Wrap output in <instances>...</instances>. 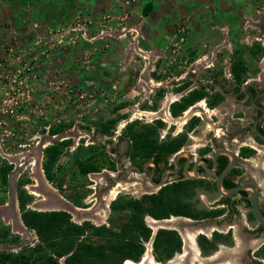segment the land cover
Instances as JSON below:
<instances>
[{
  "label": "crops",
  "instance_id": "obj_1",
  "mask_svg": "<svg viewBox=\"0 0 264 264\" xmlns=\"http://www.w3.org/2000/svg\"><path fill=\"white\" fill-rule=\"evenodd\" d=\"M68 1L72 10L88 14L93 20L86 37L87 43H82V49H79V46L76 47V52L78 54L83 52L86 45L94 47L101 42L107 45L106 49L98 51L94 57L95 65L102 68H96L97 79L95 76L89 77L87 74L75 73V83L85 89L92 85L91 88L94 90V88L107 87L103 81L108 83L118 78L120 101L124 104L135 101L139 105V109H136L139 117H144L148 121L159 120L165 123V128L161 129L163 133L161 136L171 133L173 137L181 133L191 119H198L195 128L191 133H187V139L192 138L194 144L188 147L185 142L181 147L184 150L192 148V150H186L195 152L203 146L209 131L218 137L223 146L234 147L237 150L236 142L239 141L243 143L242 145L252 148L254 153L243 155L244 161L239 165L249 179L255 180L261 186L264 197V142L259 141L249 132L244 135V139L235 137L234 132L252 121L251 112H246L242 100H239L237 87L245 86L246 82H257L259 88L264 86V2L258 0H135L132 4L131 16L121 26L116 22L101 23L100 19L103 13H118L121 0ZM66 13L69 15V11ZM184 19L188 25L187 39L178 51L177 60H185L186 65L179 67L178 62L173 60L175 56L171 53L170 46L177 24ZM63 52H60V62H64L63 58L69 55L68 51ZM52 68L50 76L56 72V68ZM238 69L242 72L239 77L234 71ZM104 71L109 76L102 75ZM199 91L206 93V96L190 101ZM217 99L220 101L214 105ZM209 101L213 102L212 106L209 105ZM182 104L187 107L181 113H176ZM262 104L264 105V100ZM77 127L74 125L54 133L52 131L56 129V126L53 125L48 133L44 132V135L55 136V142L64 139H71V144L75 140L76 144L79 142L82 149L77 151V157L85 160L92 156L94 161L102 166L98 172L85 174L89 178L91 174L98 175L102 172H108V175L112 176L119 166L116 161L122 158V161L126 162L127 155L133 154L132 141L127 130L123 136L115 138L101 130L94 131L83 124ZM197 129H202V132L196 140V135L192 134ZM81 138L84 139L83 142H80ZM51 143L53 141H50ZM71 149L72 147L69 151ZM90 149H92L91 153ZM87 150L89 154H86ZM140 160L141 158L136 159V161ZM50 191L73 204L54 189ZM43 201L39 199L37 202L45 203V207L38 210H50L46 209L48 208L46 205L50 204L51 200L46 198ZM88 208L93 209V204ZM95 213L91 216H96ZM1 215L5 221H13L14 228H27L21 219L17 199L9 203L5 202L0 208ZM72 215L77 219L81 218L75 214ZM176 221L179 220L173 218L167 222ZM160 223L162 222L147 218V224L153 230ZM181 233L186 242L183 251L185 252L195 245V243H188V240L194 241V233L187 235L182 231ZM218 254L220 253L217 252L205 259L218 258ZM197 258L202 257L197 256L195 259ZM131 264L136 263L131 262Z\"/></svg>",
  "mask_w": 264,
  "mask_h": 264
},
{
  "label": "rangeland",
  "instance_id": "obj_2",
  "mask_svg": "<svg viewBox=\"0 0 264 264\" xmlns=\"http://www.w3.org/2000/svg\"><path fill=\"white\" fill-rule=\"evenodd\" d=\"M71 10L68 0H0V55H6L7 60L15 63L22 62L24 64L25 62L33 69L32 72L36 74V78H32L30 81L32 87L30 88L33 90V101L37 105L36 108L42 109L46 117L44 119L36 112H31L32 123L30 125L25 126L19 122H17L19 124H11V127H15L16 134L15 137H7V139L10 142L12 140L16 142L28 141L31 148L24 150L20 147H12L9 149L10 151H6V156L1 159V162L5 160L12 164V171L8 177L10 183L3 185L0 181V208L5 202L9 203L13 199L18 201L17 184L24 180L26 183L22 187L32 198L25 204L26 209L34 208V210H38L45 207V203L37 202L39 199L45 201L46 198L43 197L40 191L43 186L45 188L47 186L49 190L54 189L55 192L57 191V193L59 192L65 196L64 198L72 201L74 205H76L75 201H79L81 205H87L85 208L93 204L91 210L96 212V216H90L88 220L95 224H106L114 230H119L122 223L126 221V212L111 211L110 204L119 196L129 197V194L140 196L141 192L147 189L143 181L138 184V179V182L132 185L119 182L120 185H115L116 188L114 189L110 187L109 182H112L111 177L113 180L115 179V173H113V176L108 175V172H102L98 175L91 174L92 179L79 173L77 161L81 159L77 157L76 148L80 143L76 144V140L74 143H70L71 145L63 146L59 160L53 168V177L55 176L53 181L44 177L45 174L42 169L43 150L50 144V141H53V143L56 141L55 136L44 135V132L48 133L53 125L59 128V131H62L74 125L77 127L83 124L94 131L101 130V132H106L115 138L123 136L128 126L139 131H144V126L156 127L155 121H148L144 117H139L136 113V109H139L138 103L132 101L129 104H124L120 101L118 78L108 83L103 81L107 87L94 88V90L91 88L92 85L85 89L75 83V73L78 75L81 73L87 74L89 77L95 76L97 79L98 71L96 68H99V66L95 65L94 57L98 51L106 49L107 45L105 42H101L94 47L83 45L85 50L78 54L76 47L79 46L78 48L82 49V43H87L86 37H88L87 34L92 22H88V20H91L90 15L74 10L71 13ZM67 11H69V15L66 13ZM114 14V16L118 15L117 13ZM10 49L13 54L7 56ZM63 51H68L69 55L63 58L64 62H60V52L64 53ZM52 67L56 68V72L54 71L55 74L50 76V72L53 70ZM102 75L109 76L105 71ZM32 93H30L31 97ZM81 95L82 97H80ZM112 120H115V122H110ZM43 121L46 122L43 123ZM47 122L50 125L48 129H45L42 126ZM164 128L165 123L157 128L156 135H153L159 142L160 136L163 134L161 129ZM37 132L38 135L33 136ZM201 132L202 129H197L192 135H196L197 140ZM171 136V133H168L166 138L161 140ZM83 141L84 139L81 138L80 142ZM186 143L190 147L194 144V140L192 138L186 139ZM70 147L72 149L69 151ZM186 149L192 150V148ZM91 152L92 149H90ZM86 154H89L88 150ZM133 154H137V152L133 151ZM39 182H43V186L42 184L39 185ZM116 192L117 195H115ZM200 193L205 194L203 191H200ZM112 195L116 197L113 199L111 198ZM194 199H197V207H205L208 204L207 199H201L196 193ZM249 220L251 225L252 218H249ZM75 221H81V218H75ZM12 223L11 220L9 222L5 221L3 215L0 216L1 253L17 254L21 247L28 245L32 248L38 242V237L33 229L32 235L26 228H14ZM158 227H161V224L157 226V229ZM151 234L154 236L153 233ZM33 238L35 243L32 242ZM151 240L149 239L145 244L144 255H150ZM49 253L50 250L46 249L43 255ZM32 257H39V254ZM181 257L178 253L173 254L170 258L173 259L172 264H180ZM125 264H131V261L127 260Z\"/></svg>",
  "mask_w": 264,
  "mask_h": 264
},
{
  "label": "trees",
  "instance_id": "obj_3",
  "mask_svg": "<svg viewBox=\"0 0 264 264\" xmlns=\"http://www.w3.org/2000/svg\"><path fill=\"white\" fill-rule=\"evenodd\" d=\"M240 69L234 70L237 77L242 73ZM216 95L219 97L218 93ZM204 96L206 93L199 91L193 98L191 97L190 101ZM219 99L214 102V105L220 101ZM212 103L209 101V105L212 106ZM186 107L185 104L180 105V110L176 113H181ZM197 123L198 119H191L181 133L160 142L153 135H156L157 128L164 125L162 121L156 120L155 128L144 126V131L133 130L131 126H128L126 130L130 133L132 149L137 152L131 155L132 159L136 161L140 157L141 160L138 162H143L155 154L153 159L156 162L167 163L168 157L185 144L187 133L192 131ZM58 129L52 132L56 133ZM260 130L264 133V128ZM257 139L264 142L258 136ZM70 143V139H64L44 148L42 169L47 180H54L53 168L59 160L63 146ZM81 149L79 145L76 151ZM246 151L248 154L254 153V150L250 148ZM225 164L226 162L219 170ZM77 167L79 173L83 175L98 172L102 168L92 156L85 160H78ZM11 171L12 164L3 160L0 165V180L3 185L8 184ZM25 183L26 181L21 180L17 184L21 219L25 227L35 231L38 242L32 248L28 245L21 247L17 254H6L0 251V264H60L62 257L64 264H123L126 259L136 261L144 252V243L149 240L152 233L151 228L145 223L146 215L154 219H164L171 215L196 219L207 215L204 209L197 207V199H194L196 189L205 185L199 180H180L161 187L156 193L142 195L137 199L116 197L110 204L111 211H125L127 215L126 221L122 223L119 230H114L106 224L96 225L88 220L80 224L72 222L71 215L64 210L26 209L25 204L32 198L22 187ZM227 186H233V183L229 182ZM74 203L84 206L79 201ZM250 218H253L251 214ZM199 241L203 253H207L208 239L201 235ZM46 249H49L51 254L43 255ZM153 249L156 258L165 260L175 251H180L181 239L175 230L160 228L154 235ZM36 254H39V257H32Z\"/></svg>",
  "mask_w": 264,
  "mask_h": 264
},
{
  "label": "flooded vegetation",
  "instance_id": "obj_4",
  "mask_svg": "<svg viewBox=\"0 0 264 264\" xmlns=\"http://www.w3.org/2000/svg\"><path fill=\"white\" fill-rule=\"evenodd\" d=\"M244 84L245 86L242 85L240 87L239 85L237 87V93H239L240 95L239 100H242L243 108L246 109V112H251L252 121L246 124V126L244 127L237 128L234 131L235 137L239 136L241 139H244V135L249 132L255 138H257L258 135L254 131L253 127L256 126V128L260 132V129L264 128V105L262 104V101L264 100V86L262 88H259L257 86V82H246ZM261 133L264 135L263 132ZM162 138H166V135L160 136V141H162ZM205 138V144L199 147L195 152L186 149L184 150V148L179 149L183 151H189L191 153V157L188 163V175H186L184 171V167L187 162V155L185 154V152L178 156L177 166L174 163L173 157L174 154L179 150L173 153L172 156L170 155L168 157L167 163H163L162 161L156 162L153 159L155 154H153L150 158L144 160L143 162H138L133 160L132 156L129 153L127 155L128 160H126V162H123L122 158H119V161H116V163H119V168L114 171L115 179L113 180L112 177L110 179L112 181L109 182L110 187L115 189L116 187L114 186H117L119 182H123L125 185L136 184L139 179L138 184H141L143 181V184L146 186L147 191L145 190L141 192L142 194L140 196H131L129 194V197L137 199L142 195L156 193L161 187L174 182H178L180 180H199L205 185L202 188H197L198 191L196 189L195 192L198 196H200L201 199H207L208 204L205 207H199L206 211V216L193 219L187 216L171 215L168 218L155 219L160 220L162 222L160 224L163 225L158 229H171L175 230L178 233L181 239V249L180 251H175L173 254L178 253V255L182 256L180 264H264V226L259 224L251 213L250 203L248 200L249 194L247 190H239L233 195L222 196L218 192L216 187V177L227 166L229 162V156L224 153L218 154L216 158V168L214 170V150L215 148H226L231 150L235 154V162L229 173H227L223 177L222 187L225 189H230L238 184L252 185L258 192L259 208L264 215V197L262 195L261 186L258 185L255 180L249 179L246 176V173L240 169L239 165L244 161L243 155L248 153L246 151L248 150V147L246 145H242L243 143H239V141L236 142L238 143L237 150L234 147L223 146L219 142L218 137L212 135L211 131L207 133ZM230 138L233 137L230 136ZM201 160H203L207 168L212 171L204 169L203 165L201 164ZM195 161H198V173L196 176L193 171V163ZM224 162H226L225 166L219 170ZM175 169L176 171H173ZM150 179L152 182H150ZM229 182L233 183V186H227ZM200 191L205 192V194H200ZM115 195H117V192L115 193ZM115 195H112L111 198L114 199V197H116ZM69 214L71 215L70 220L75 223L80 224L83 221L88 220L81 219V221H75L73 215L71 213ZM250 214L253 217L251 225L249 224L251 222L249 220ZM146 217H152H150L149 215L145 216V223L148 227H150L147 224ZM173 218H179L182 220L176 221L179 224H177L176 222H167L168 220L170 221ZM96 225L99 224L96 223ZM151 230L153 233L154 230L152 228ZM180 230L185 235L194 233V241L192 242L188 240V243H195V245H193L194 247L192 249L190 248V250L185 252L183 251L184 247L186 246V242L184 241L183 235ZM201 235L205 236L208 239V242L206 243L208 252L205 254L202 251L201 243L199 241V237ZM149 239H152L150 241V255H144L143 252L138 260L135 261L132 259H126L123 264H125L127 260H130L131 262L136 264H172L173 259H170L171 257L165 260L155 257L153 249L154 236H152L151 234ZM33 243H35V241H33ZM145 244L146 242L144 243V246H146ZM217 252L220 253L218 254V258L210 260L205 259L208 257H212ZM197 256H201L202 258L195 259ZM60 264H64L63 258L61 259Z\"/></svg>",
  "mask_w": 264,
  "mask_h": 264
},
{
  "label": "built area",
  "instance_id": "obj_5",
  "mask_svg": "<svg viewBox=\"0 0 264 264\" xmlns=\"http://www.w3.org/2000/svg\"><path fill=\"white\" fill-rule=\"evenodd\" d=\"M121 1L120 10L117 13L118 15L114 16L115 14L110 12L103 13L100 18L101 23L108 21L110 23L116 22L121 26L124 25L131 16L132 4L135 0ZM258 1L264 2V0ZM88 22L91 23L93 20H88ZM187 33L188 25L184 19L177 24L171 44V53L175 56L173 60L178 62L179 67L186 65V61L177 60V56L178 51L182 48L187 39ZM11 54H13V51L10 49L9 52H7V56ZM32 71L33 69L28 66L27 63H15L7 60L6 55H0V164L2 163L1 159L6 156V151H10V148L20 147L24 150L31 148V144L28 141L16 142L12 140L10 142L7 139V137H15L16 134L14 130L15 127H11V124L20 123L25 126L28 124L30 125L32 123L30 116L31 112H36L39 116H42V118H46L42 109L36 108L37 105L33 101V90L31 89L30 81L32 78H36V74ZM30 93H32V97ZM80 97H82V95ZM45 122L43 121V123ZM49 125L50 124L47 122V124H43L42 127L48 129ZM37 135L38 132L33 136Z\"/></svg>",
  "mask_w": 264,
  "mask_h": 264
},
{
  "label": "water",
  "instance_id": "obj_6",
  "mask_svg": "<svg viewBox=\"0 0 264 264\" xmlns=\"http://www.w3.org/2000/svg\"><path fill=\"white\" fill-rule=\"evenodd\" d=\"M254 131L256 132V134L258 136H260L262 139H264V135L256 128V126L253 127ZM183 152H185V154L187 155V162L186 165L184 167V171L186 173V175H188V163L191 157V153L189 151H183V150H179L177 153L174 154L173 160L175 165L177 166V159L178 156L180 154H182ZM220 153H224L227 154L229 156V162L227 164V166L218 174V176L216 177V187L218 192L222 195V196H230L233 195L234 193H237L239 190H247L249 196H248V200L250 203V209H251V213L253 215V217L255 218V220L264 226V215L262 214L260 208H259V203H258V192L255 189V187H253L252 185L249 184H238L236 186H234L233 188L230 189H225L222 187V180L223 177L229 173V171L232 169L234 162H235V154L229 150V149H220V148H215L214 150V155H213V163H214V170L216 168V158L217 155ZM197 163L198 161H195L193 163V171L195 176L198 173L197 170ZM201 164L203 165V168L208 170V171H212L209 170L205 164V162L203 160H201ZM213 170V171H214ZM173 171H176L173 170ZM164 173V172H163ZM189 177V176H188ZM151 180V179H150ZM162 181V180H161ZM39 185L42 184L43 186V182H39ZM41 194H43V196H45V198H49L51 200V203L46 205L48 208L46 209H50V210H64L67 211L71 214H75L77 216H80L81 219H89L91 215L94 214L93 210H91V208H78L75 205H73L72 203L68 202L67 200L63 199L62 197H60L59 195L53 193L52 191H50L47 186L46 188L43 186V189L40 191ZM161 222L160 220H156ZM159 228V227H158ZM32 235H33V230L26 228ZM157 228L153 231V235L155 234ZM34 241V238L32 239V242Z\"/></svg>",
  "mask_w": 264,
  "mask_h": 264
}]
</instances>
